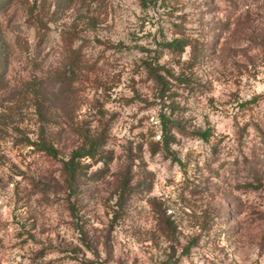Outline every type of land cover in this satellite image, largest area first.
<instances>
[{
  "label": "rangeland",
  "instance_id": "1",
  "mask_svg": "<svg viewBox=\"0 0 264 264\" xmlns=\"http://www.w3.org/2000/svg\"><path fill=\"white\" fill-rule=\"evenodd\" d=\"M0 264H264V0H0Z\"/></svg>",
  "mask_w": 264,
  "mask_h": 264
},
{
  "label": "trees",
  "instance_id": "2",
  "mask_svg": "<svg viewBox=\"0 0 264 264\" xmlns=\"http://www.w3.org/2000/svg\"><path fill=\"white\" fill-rule=\"evenodd\" d=\"M41 19H36V24L41 31L43 29L44 24L40 22ZM189 40L185 38H173L170 43H168V48L172 53H177L181 55L182 52L185 51V48L189 45ZM194 59V57H193ZM150 68H153L152 64H150ZM157 68L166 69L165 66H159ZM166 73L170 74V71L166 70ZM152 75L155 78V81L160 84L161 88H166L168 83L165 73L159 72V69L152 70ZM175 122L168 116L162 115L160 117V124L162 126V134L159 141L154 143L152 152H156L162 149H166L167 151L170 148V142L172 139V128ZM33 145H37L38 148L42 151H46L51 155L56 156L58 154V150L52 144H48L47 141H33ZM98 142H90L89 144H85L77 150L73 151L72 156L65 162L66 169L68 171L69 176L74 177L76 175L78 167L81 165V159L95 158L98 150Z\"/></svg>",
  "mask_w": 264,
  "mask_h": 264
}]
</instances>
